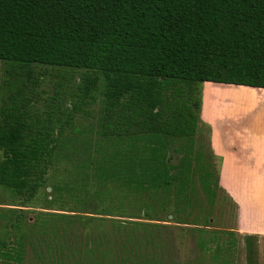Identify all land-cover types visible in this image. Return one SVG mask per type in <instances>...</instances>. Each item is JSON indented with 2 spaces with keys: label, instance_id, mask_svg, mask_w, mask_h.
I'll list each match as a JSON object with an SVG mask.
<instances>
[{
  "label": "trees",
  "instance_id": "trees-1",
  "mask_svg": "<svg viewBox=\"0 0 264 264\" xmlns=\"http://www.w3.org/2000/svg\"><path fill=\"white\" fill-rule=\"evenodd\" d=\"M37 66L98 127L40 120ZM204 82L264 89V0H0V264H181L173 228L221 262Z\"/></svg>",
  "mask_w": 264,
  "mask_h": 264
},
{
  "label": "rangeland",
  "instance_id": "rangeland-1",
  "mask_svg": "<svg viewBox=\"0 0 264 264\" xmlns=\"http://www.w3.org/2000/svg\"><path fill=\"white\" fill-rule=\"evenodd\" d=\"M35 70L40 73L41 84L37 89V101L32 106V112L40 120L53 121L58 123L60 127H98L102 98L97 90L93 94L92 100H89V97L82 99L80 76L84 74V71L47 66H37ZM93 75L89 74L92 77ZM99 81L101 83L98 78V84ZM202 86L203 83L200 85V90ZM208 93L209 106L211 103L217 104L216 113L232 119L241 116L245 118L242 123L246 119H251V117L246 118L251 112L240 106L264 102V90L260 89H245L225 85L220 86L218 90H214L209 86L206 94ZM226 100L231 102L230 106L224 105ZM200 101L202 103V93ZM204 115L207 114L204 112ZM209 116H211L210 113ZM202 123L205 124L203 121ZM239 124L241 123L239 122ZM205 125L210 127L207 124ZM45 192L49 193L50 188L48 187ZM45 192L43 189L41 196H44ZM228 197L222 191L217 190L215 202L213 206L209 207L212 209L211 227L209 228L212 233L210 235L218 236L226 247L221 262L212 260V249L205 253L204 263H201L199 251L195 245L194 237L196 235L193 233L184 234V230H180L181 228H173L171 232L177 237L179 244L178 260L181 264H187L188 261L190 264H264V241L258 242L254 237L239 236L236 226L238 207L236 203L235 207ZM0 202H10L8 197L3 196L1 188ZM28 216L31 217V214ZM169 225L174 224L169 223ZM206 238H209V234L206 235Z\"/></svg>",
  "mask_w": 264,
  "mask_h": 264
},
{
  "label": "crops",
  "instance_id": "crops-1",
  "mask_svg": "<svg viewBox=\"0 0 264 264\" xmlns=\"http://www.w3.org/2000/svg\"><path fill=\"white\" fill-rule=\"evenodd\" d=\"M225 85L227 84L203 83L200 118L210 126L209 145L213 154L220 159L218 184L238 207L236 226L239 236L254 237L258 242H263L264 102L240 106L251 112V116H246L251 119H246L243 123L245 118L241 116L234 119L221 116L216 113L217 104L211 103L209 106V93L206 92L209 86L218 90L220 86ZM224 105L230 106L231 102L226 100ZM204 112L207 115H204Z\"/></svg>",
  "mask_w": 264,
  "mask_h": 264
}]
</instances>
